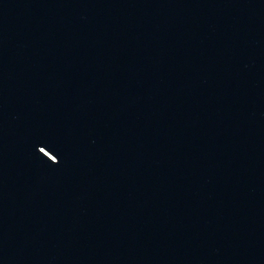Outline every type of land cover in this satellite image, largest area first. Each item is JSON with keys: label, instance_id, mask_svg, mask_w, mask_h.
I'll use <instances>...</instances> for the list:
<instances>
[{"label": "water", "instance_id": "obj_1", "mask_svg": "<svg viewBox=\"0 0 264 264\" xmlns=\"http://www.w3.org/2000/svg\"><path fill=\"white\" fill-rule=\"evenodd\" d=\"M0 264H264V0H0Z\"/></svg>", "mask_w": 264, "mask_h": 264}]
</instances>
